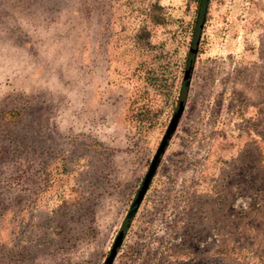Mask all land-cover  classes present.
<instances>
[{
    "label": "rangeland",
    "instance_id": "rangeland-1",
    "mask_svg": "<svg viewBox=\"0 0 264 264\" xmlns=\"http://www.w3.org/2000/svg\"><path fill=\"white\" fill-rule=\"evenodd\" d=\"M0 0V264H264V0ZM190 59L189 77L184 72Z\"/></svg>",
    "mask_w": 264,
    "mask_h": 264
},
{
    "label": "water",
    "instance_id": "water-1",
    "mask_svg": "<svg viewBox=\"0 0 264 264\" xmlns=\"http://www.w3.org/2000/svg\"><path fill=\"white\" fill-rule=\"evenodd\" d=\"M190 66H191V62H190V59H189L188 62H187V66H186L185 72H184V77H183L184 81H186L188 79V77H189ZM180 109H181V105L179 104V106H178L176 112L173 114V116H172V118H171V120H170V122H169V124L167 126V129L165 131V134L163 135V137H162V139H161V141H160V143H159V145H158V147L156 149V152H155V154H154V156H153V158H152V160H151V162H150V164L148 166V170H147V172H146V174H145V176L143 178L141 186H140L139 190L137 191L133 202L130 205L129 211L127 212V214H126V216L124 218V221H123V224H122V228L120 229V231L118 232V234L114 238V242H113V244L111 245V248H110V253H109L108 257L106 258L104 264H108L109 263V261L111 259V256L113 255V253L115 251L116 246L119 244V242L121 240V237H122V234H123V229L126 226V224L128 223V221H129L134 209L136 208V206H137V204H138V202H139V200H140V198H141V196H142V194H143V192H144V190L146 188V185L148 183L149 177L151 176V173H152V171H153V169L155 167V164H156V162H157V160H158V158H159V156H160V154H161V152H162V150H163V148L165 146L166 140L169 137L170 132H171V130L173 129V127L175 125L177 117H178V115L180 113Z\"/></svg>",
    "mask_w": 264,
    "mask_h": 264
},
{
    "label": "trees",
    "instance_id": "trees-1",
    "mask_svg": "<svg viewBox=\"0 0 264 264\" xmlns=\"http://www.w3.org/2000/svg\"><path fill=\"white\" fill-rule=\"evenodd\" d=\"M207 0H194L195 6H194V16L191 20L190 25V35L191 40H196L199 35V27L200 23L204 20V13H205V7H206ZM110 253V251H109ZM108 253V255H109Z\"/></svg>",
    "mask_w": 264,
    "mask_h": 264
}]
</instances>
